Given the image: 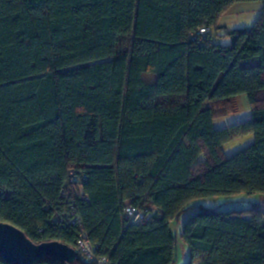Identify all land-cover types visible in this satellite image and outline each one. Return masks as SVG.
Wrapping results in <instances>:
<instances>
[{
    "label": "trees",
    "instance_id": "16d2710c",
    "mask_svg": "<svg viewBox=\"0 0 264 264\" xmlns=\"http://www.w3.org/2000/svg\"><path fill=\"white\" fill-rule=\"evenodd\" d=\"M240 2L264 0H0V220L76 249L77 216L111 264H176L180 239L187 264H264L258 204L171 226L200 199L264 195V9L225 31ZM242 95L251 119L215 128Z\"/></svg>",
    "mask_w": 264,
    "mask_h": 264
},
{
    "label": "rangeland",
    "instance_id": "374dc122",
    "mask_svg": "<svg viewBox=\"0 0 264 264\" xmlns=\"http://www.w3.org/2000/svg\"><path fill=\"white\" fill-rule=\"evenodd\" d=\"M264 9L263 2H249V3H237L229 9L226 14L221 18V23L227 27L229 30H239L240 28H250L258 20H260L262 12ZM220 38L215 37V41H218L219 44L227 45L230 40L224 37V32H218ZM215 35V34H214ZM236 111L229 115L228 117H223L216 119L214 121V127L217 129L231 126L232 124H240L251 119L252 114L250 111V104L248 103V98L246 95H242L235 98ZM255 142L253 135H246L241 138H237L230 143H227L223 146V150L228 157L233 156L236 153H239L245 150L246 147L252 145ZM252 204H258L262 209H264V195H245L238 194L232 197H214L211 199H200L192 203L191 208L188 211L184 212L180 222L173 223V232L182 230L183 222L188 219V217L196 214L200 206L208 208H217L222 211H236L240 209L248 208ZM181 228L178 230L177 225ZM179 231V233H180ZM183 243L180 239L178 244V256L181 257L183 253L182 247Z\"/></svg>",
    "mask_w": 264,
    "mask_h": 264
},
{
    "label": "water",
    "instance_id": "95a60500",
    "mask_svg": "<svg viewBox=\"0 0 264 264\" xmlns=\"http://www.w3.org/2000/svg\"><path fill=\"white\" fill-rule=\"evenodd\" d=\"M0 255L9 264H40L47 257L76 264L79 257L73 247L61 242L33 243L26 233L0 220Z\"/></svg>",
    "mask_w": 264,
    "mask_h": 264
},
{
    "label": "built area",
    "instance_id": "2783aa9c",
    "mask_svg": "<svg viewBox=\"0 0 264 264\" xmlns=\"http://www.w3.org/2000/svg\"><path fill=\"white\" fill-rule=\"evenodd\" d=\"M198 33L202 41L208 40L213 35L211 29L209 28H203ZM124 215L126 216L127 222L131 225H139L141 224V222L148 218L141 209L133 206L132 204H128L126 206ZM68 224H75L80 226L81 232L77 237L76 251L82 263L111 264V261L108 257L98 254L99 245L90 241L87 233L82 229L81 221L77 216L69 219Z\"/></svg>",
    "mask_w": 264,
    "mask_h": 264
},
{
    "label": "crops",
    "instance_id": "0c3cea01",
    "mask_svg": "<svg viewBox=\"0 0 264 264\" xmlns=\"http://www.w3.org/2000/svg\"><path fill=\"white\" fill-rule=\"evenodd\" d=\"M222 21V20H221ZM220 25L222 26V27H224L225 28V31H227V30H229V29H227V27H225V25H223L222 23H220ZM225 31H222V32H224V34L226 33ZM228 39V38H227ZM206 208H208V207H206ZM213 208V207H212ZM212 208H210V209H212ZM173 225V224H172ZM171 225V226H172ZM181 227L180 226H178L177 225V229L179 230ZM180 231V230H179ZM179 231H177V232H179ZM182 247V249H183V253H182V256L181 257H179L178 256V258H177V263L176 264H187L188 263V250L184 247V245L183 246H181Z\"/></svg>",
    "mask_w": 264,
    "mask_h": 264
}]
</instances>
